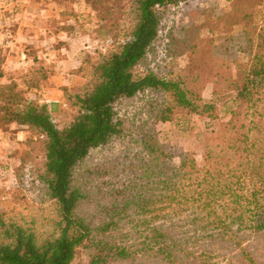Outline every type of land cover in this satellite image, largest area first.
Returning a JSON list of instances; mask_svg holds the SVG:
<instances>
[{"label": "trees", "instance_id": "obj_1", "mask_svg": "<svg viewBox=\"0 0 264 264\" xmlns=\"http://www.w3.org/2000/svg\"><path fill=\"white\" fill-rule=\"evenodd\" d=\"M186 1L133 0L134 22L127 36L94 64L95 82L74 96L78 115L64 128H56L46 104L26 100L14 86L0 87V122L29 127L44 138L42 180L59 216L57 236L39 244L34 234L0 215V264H72L82 248L92 249L89 264L126 261L137 254L173 262L174 251L196 253L193 246L181 249L173 238L172 229L180 224L191 227L195 242L220 239L239 247L242 233L264 234V25L255 19L262 0H224L227 8L217 23L195 22L181 36L169 35L168 56L190 57L179 75L134 74L158 38L159 11ZM220 25L236 29L225 38L231 46L217 45ZM203 31L210 36H202ZM208 84L212 99L204 100ZM148 92L166 97L155 114L160 123L172 121L179 110L214 121L227 92L234 94V106L205 138L201 164L187 153L170 165L154 134L144 136L142 164L126 190L118 191L123 201L118 213L133 212L141 240L121 244L113 235L119 215L97 227L76 216L83 196L71 186L73 173L90 150L120 134L116 105ZM197 256L204 263L210 259L205 253ZM243 257L255 264L249 254Z\"/></svg>", "mask_w": 264, "mask_h": 264}, {"label": "rangeland", "instance_id": "obj_2", "mask_svg": "<svg viewBox=\"0 0 264 264\" xmlns=\"http://www.w3.org/2000/svg\"><path fill=\"white\" fill-rule=\"evenodd\" d=\"M134 7L133 0H0V87L14 86L26 100L46 104L56 128L68 126L78 115L74 96L91 88L94 64L125 39L134 22ZM226 8L224 0H188L161 9L158 38L134 74L170 71L173 77L179 75L190 57L168 56L169 35L181 36L195 22L217 23ZM255 19L264 25V0L255 10ZM218 30L217 45L231 46L225 38L236 29L220 25ZM202 36L210 34L203 31ZM230 60L238 59L232 56ZM212 89V84L206 85L204 100L212 99ZM233 96L227 92L222 97L214 121L179 110L172 121L164 123L157 122L155 114L166 97L148 92L121 100L116 105L123 123L120 134L106 146L90 150L74 170L71 186L83 196L76 216L97 227L119 215L123 201L118 191L126 190L142 164L140 142L146 134H154L170 156V165H177L187 153L201 164L205 138L229 118ZM43 139L29 127L0 122V215L5 223L34 234L39 244L57 236L59 222L57 206L42 180ZM119 216L114 241L136 245L141 238L133 223L135 215L130 211ZM172 232L180 248L193 246L195 255L174 251L176 260L166 262L137 254L134 259L105 264H251L244 253L255 264H264V234L242 233L237 247L220 239L195 242L191 227L184 224ZM201 253L210 256L207 263L197 256ZM91 254L92 249H79L72 264H89Z\"/></svg>", "mask_w": 264, "mask_h": 264}]
</instances>
